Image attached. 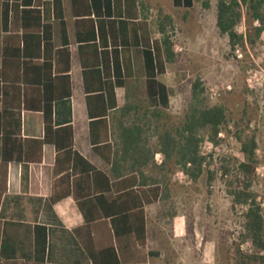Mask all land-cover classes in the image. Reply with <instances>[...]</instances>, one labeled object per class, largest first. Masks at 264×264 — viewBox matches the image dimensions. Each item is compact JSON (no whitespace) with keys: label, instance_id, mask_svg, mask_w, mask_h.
Listing matches in <instances>:
<instances>
[{"label":"trees","instance_id":"16d2710c","mask_svg":"<svg viewBox=\"0 0 264 264\" xmlns=\"http://www.w3.org/2000/svg\"><path fill=\"white\" fill-rule=\"evenodd\" d=\"M76 24L79 57L83 67L87 93L88 113L91 119V143L94 151L106 162H133L132 171L143 175V168L162 154L166 162L176 157L188 176L198 181L205 172L207 157L202 145L205 135L216 144L223 125L227 123L224 106L206 105V88L199 78L193 84L189 113L177 131L166 130L160 136L158 149H154L145 125L126 121L138 109L133 104L119 107L117 88H127L129 79L136 75L134 68L139 57L143 60L146 94L154 106L151 116L161 117V108L169 109L173 91L161 81L167 73V64L175 62V42L172 16H162L159 30L162 40L151 41L148 26L130 19L136 14L137 0H70ZM177 8L192 9L195 0H173ZM250 3L254 20L264 25V0H219L217 26L228 35L231 47L243 45L244 36L237 28L243 21L242 5ZM130 4V5H129ZM2 27L6 33L1 50L0 67V137L2 161L5 165L41 163L45 146H53L57 153L54 167L52 203L73 196L85 218L86 226L75 230L76 236L91 259L92 264H123L115 247L97 249L90 225L111 218L115 235L134 236L146 245L147 228L144 208L162 200L160 180L142 178L139 191H130L113 199L110 181L102 172L75 150L74 127L69 124L55 126L54 108L58 102L73 95L72 53L64 0H2ZM59 28L61 46L55 42ZM262 28L257 29L260 37ZM139 56V57H138ZM31 111L43 115L44 137L23 139V113ZM114 113L119 132V149L113 152L109 143L108 116ZM257 140L252 136L242 142L247 161L241 164L242 178L229 182L234 188L231 195L235 205L249 206L246 214L248 237L255 247L264 250V214L251 192L252 175L257 164ZM162 168H164L162 166ZM160 167V170L162 169ZM228 175V168H224ZM214 174L209 172V184ZM103 184L105 187H103ZM98 185L96 189L94 186ZM48 249V233L37 228L36 258L44 264ZM160 252L151 255L158 257ZM249 260L252 258L249 257ZM146 264V263H142ZM236 264H248L240 256Z\"/></svg>","mask_w":264,"mask_h":264},{"label":"rangeland","instance_id":"374dc122","mask_svg":"<svg viewBox=\"0 0 264 264\" xmlns=\"http://www.w3.org/2000/svg\"><path fill=\"white\" fill-rule=\"evenodd\" d=\"M218 1L196 0V6L190 10L176 9L172 0L160 1L170 14L175 15L171 34L177 58L167 64V75L162 77L173 91L171 106L161 108V117L150 115L154 106L147 98L141 72L130 81L132 87L124 103L138 108L128 116L127 122L129 125L139 122L145 125L154 149H158L160 136L166 130L177 131L183 126L197 79L200 78L205 85L203 99L206 105L227 109V123L221 129L218 142L212 143L208 134L205 135L202 152L207 157V164L198 181L190 176L180 181L185 169L176 157L170 162H166L163 155L157 157L163 162L162 171L169 185L181 188L175 207L185 220L184 239L174 237L172 222L167 221L166 242L162 249L164 256L159 264H236L240 256L247 258L248 264H264L263 249L254 246L253 253L249 248L248 251L241 249L242 245L252 243L246 228L249 206L235 205L231 195L234 188L229 184L242 176L241 164L247 161L242 142L255 136L257 164L252 175L251 192L264 214V25H256L250 3L242 5L243 21L237 31L244 36V42L233 49L229 36L222 34L217 26ZM1 7L2 0L0 48L4 38ZM262 13L264 15V7ZM258 28L263 29L260 37L257 36ZM73 80L75 97L79 101L83 87L77 61ZM27 116L40 115L31 113ZM28 120L26 117V124ZM225 167L230 172L228 175L224 172ZM209 172L214 174L212 184L208 182Z\"/></svg>","mask_w":264,"mask_h":264},{"label":"crops","instance_id":"0c3cea01","mask_svg":"<svg viewBox=\"0 0 264 264\" xmlns=\"http://www.w3.org/2000/svg\"><path fill=\"white\" fill-rule=\"evenodd\" d=\"M160 1L137 0V8H129L131 14H136V17L130 20L135 23H145L148 26L149 37L152 42L163 38L159 30L160 18L170 15L173 20L175 19V15L170 14ZM172 2L178 10L187 9L184 7L177 8L173 0ZM123 5L125 13V0H123ZM64 7L72 53L73 95L71 99L58 102L55 105V126L61 127L71 124L74 127L75 150L89 161L96 170L108 177L111 186V191L106 194L108 197L115 199L131 190L136 192L146 188L147 186H143L141 183L142 178L158 177L162 188V200L155 204L146 205L144 208L147 228L145 246L140 245L134 236L117 237L112 219L101 218L90 225L96 247L97 249L115 247L123 264H159L158 261L164 256L162 249L166 242L167 221L171 220L172 222L174 237L184 239V215L178 212L175 207V205H178L177 200L181 188L179 185H169L166 174L162 171L163 162L157 160V157L162 154H157L155 161L149 167L143 168L144 176L141 178L140 172L132 171L135 167L133 162L108 163L94 151L91 143V119L88 113L87 93L84 85L83 67L79 57L76 24L72 15L71 1L64 0ZM1 31L4 38L0 48V67L1 50L7 35L3 32L2 16ZM55 42L58 47L61 46V35L58 27L55 30ZM75 61L78 62L82 75L83 94L79 97V101L75 97V83L73 80ZM143 66V60L139 57L135 63V73L141 72L144 74ZM135 78L136 75L133 79ZM144 78L146 90L145 75ZM133 79H129L127 88H117L119 107L124 106L125 100L128 98V92L132 87L129 84ZM78 107L81 116H78L80 114ZM31 113L40 116H27ZM26 117L29 119L27 124L25 123ZM39 117L41 118L39 119ZM118 117L121 116H114V113H112L107 118L109 122V143L113 146V152H116L120 145L117 130ZM43 137V115L38 112H24L22 138L42 139ZM56 158L55 148L47 145L43 149L41 163L20 164L12 162L5 165L2 161V140L0 137V264H39L36 258L38 227L46 228L48 233V249L44 264H92L82 241L75 234V230L86 226L85 218L76 199L70 196L56 204L51 201L55 181ZM94 187L99 188L98 185ZM103 187H105L104 184ZM153 252H160V255L153 257L151 255Z\"/></svg>","mask_w":264,"mask_h":264},{"label":"built area","instance_id":"2783aa9c","mask_svg":"<svg viewBox=\"0 0 264 264\" xmlns=\"http://www.w3.org/2000/svg\"><path fill=\"white\" fill-rule=\"evenodd\" d=\"M255 23H256V25L257 26H259V27H261L262 26V22L261 21H259V20H255ZM181 178H180V181L182 182L183 181V179H184V177H188V175H187V173L185 172V171H183L182 173H181ZM183 178V179H182ZM255 245L253 244V243H246V244H244V245H242L241 246V249H242V251H248V248H249V250H250V252L251 253H253L254 252V249H255V247H254Z\"/></svg>","mask_w":264,"mask_h":264}]
</instances>
